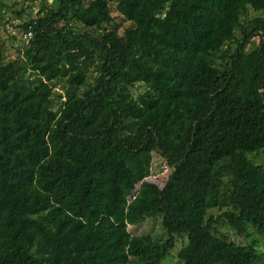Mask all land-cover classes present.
<instances>
[{
	"label": "trees",
	"instance_id": "16d2710c",
	"mask_svg": "<svg viewBox=\"0 0 264 264\" xmlns=\"http://www.w3.org/2000/svg\"><path fill=\"white\" fill-rule=\"evenodd\" d=\"M27 8L14 56L0 34V264H264V0ZM153 153L161 239L122 229Z\"/></svg>",
	"mask_w": 264,
	"mask_h": 264
},
{
	"label": "rangeland",
	"instance_id": "374dc122",
	"mask_svg": "<svg viewBox=\"0 0 264 264\" xmlns=\"http://www.w3.org/2000/svg\"><path fill=\"white\" fill-rule=\"evenodd\" d=\"M52 2V0L50 1ZM28 0H4V4L0 5V34L7 40L8 47L7 52L10 55L14 56V50L12 48V38L11 34L21 35L23 32L18 31L15 28L17 22L20 21L21 18L18 17L17 12L20 9H24L22 12V17L29 16L27 8ZM38 10V6H32V11L34 14ZM261 12V11H259ZM112 14L115 15L114 21L117 22L121 28L122 24L125 21H122L117 17V12L115 11V7L113 6ZM90 70V69H89ZM143 87L138 86L136 89H133V93L140 91ZM255 162H263L264 163V151H260L256 154L250 155ZM157 155L153 153V163L151 165L150 174L146 175L140 182L135 186V188L131 191L130 195L127 198V212L128 219L126 221L127 224L122 228L126 232L132 233H148L155 238H164L166 236V231L161 225L160 215L154 214L155 205L154 199L157 195V190L154 188L156 185H161L162 183V173L166 171L167 165L158 162ZM161 173V174H160ZM225 232L228 233L230 237H235L231 229H226L225 226L222 227ZM249 233L252 238L254 237V229H251ZM261 249L264 250V237L261 238L259 243ZM176 248L177 246L172 247V253L165 256V260L162 264H183L177 256H176Z\"/></svg>",
	"mask_w": 264,
	"mask_h": 264
},
{
	"label": "built area",
	"instance_id": "2783aa9c",
	"mask_svg": "<svg viewBox=\"0 0 264 264\" xmlns=\"http://www.w3.org/2000/svg\"><path fill=\"white\" fill-rule=\"evenodd\" d=\"M31 34H32L31 30H27V31L24 33V37H25L26 39H29V38L31 37Z\"/></svg>",
	"mask_w": 264,
	"mask_h": 264
},
{
	"label": "water",
	"instance_id": "95a60500",
	"mask_svg": "<svg viewBox=\"0 0 264 264\" xmlns=\"http://www.w3.org/2000/svg\"><path fill=\"white\" fill-rule=\"evenodd\" d=\"M49 1H51V0H49Z\"/></svg>",
	"mask_w": 264,
	"mask_h": 264
}]
</instances>
